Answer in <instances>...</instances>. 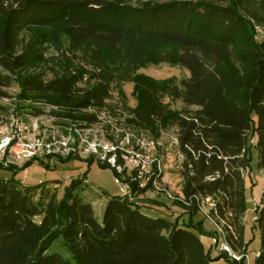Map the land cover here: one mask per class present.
I'll use <instances>...</instances> for the list:
<instances>
[{
    "label": "trees",
    "instance_id": "1",
    "mask_svg": "<svg viewBox=\"0 0 264 264\" xmlns=\"http://www.w3.org/2000/svg\"><path fill=\"white\" fill-rule=\"evenodd\" d=\"M240 3L0 0V67L7 73L0 71V96L14 80L21 97L55 105L60 109L54 114L92 124L98 115L87 110L104 106L119 72L162 62L188 70V76L178 80L142 73L131 76L136 104L126 122L149 129L156 137L163 129L176 128L182 154V198L177 204L190 215L187 222L171 221L146 213L144 205L130 197L112 195L99 221L92 203L80 196L85 176L71 179L61 200L56 197L58 179L25 184L14 176L0 177V264H210L221 256L228 264H244L224 252L212 257L201 239L212 232L204 231L201 220L192 221L208 202V215L222 224L225 240L246 252L243 215L245 172L251 159L249 132L256 136L258 162L264 168V37L256 38ZM23 34L30 37L25 44ZM43 42H67L90 68L56 71L48 79L28 71L43 60L39 46ZM84 77L87 86L82 88ZM163 94L197 108L171 109L162 101ZM110 156L116 165L124 164L116 152H108ZM72 158L77 157L58 160ZM85 161L88 166L95 162L112 168L115 178L123 181L106 160ZM161 178L156 173L141 190L153 188V181ZM137 190L130 183L131 193ZM255 212L254 225L260 231L255 264H264V200ZM59 236L71 258L50 251Z\"/></svg>",
    "mask_w": 264,
    "mask_h": 264
},
{
    "label": "rangeland",
    "instance_id": "2",
    "mask_svg": "<svg viewBox=\"0 0 264 264\" xmlns=\"http://www.w3.org/2000/svg\"><path fill=\"white\" fill-rule=\"evenodd\" d=\"M136 3L143 0H127ZM240 5L245 8V14L249 16L254 25L256 38L261 40L264 37V0H240ZM25 44L30 37L23 34ZM43 60L31 65L30 72H40L46 79L51 78L54 73L74 72L77 67H88L78 52H73L68 48L67 42L57 44L43 42L41 45ZM19 46L18 51H21ZM235 65L239 66L237 60L232 57ZM0 71L7 74L3 68ZM147 74L155 78L164 79L176 77L177 80L188 76L187 69L167 62L158 64H147L135 66L129 72H119L113 80L110 96L106 99L104 106L100 109L90 108L87 111L95 112L98 121L92 124H85L78 120H71L64 116L54 114L59 111L55 105L44 101H36L20 96V88L16 81L12 80L8 87L2 88L4 94L0 96V127L4 126L12 116L18 117L21 122L35 133L44 137L47 142L53 143V153L40 152L34 162L24 166L23 163L3 162L0 157V177H16L25 184H35L44 181L58 179L56 187L57 200L63 198L65 187L71 179L85 176V182L80 188V196L85 201L92 203L95 217L101 221L104 207L112 195H121V183L115 180L112 168L101 167L95 162L88 166L86 158L106 160L114 163L112 158H107L110 151H114L121 156L124 164L118 170L123 182L134 183L137 191L132 194L130 189L127 197L138 203L150 201L147 195H165L166 203L170 201L179 206V213L170 214L164 210L151 211L154 215L167 217L171 221H189L190 215L184 208L177 204L182 198L181 186V160L182 154L178 150L177 130L175 127H168L160 131L156 137L149 129L130 125L126 122V117L131 114V109L135 106L136 100L132 95L133 80L129 79L135 74ZM80 86H87V79L84 77ZM161 99L167 103L171 109L193 111L197 107L186 106L180 100L174 99L167 94H163ZM256 120V115L252 114ZM252 132L248 133V144L250 145L249 170L245 172V212L243 215V238L247 245L246 259L244 264H255L256 252L260 247V231L254 225V215L257 205L264 200V168L259 166L258 152L255 147V138ZM65 143V145L63 144ZM76 156L67 161H59L58 158ZM47 163L48 166H45ZM14 166L19 167L14 170ZM161 173L162 178L158 181L161 189L148 188L144 191L148 179ZM140 191V192H139ZM37 197V196H36ZM208 202L202 205L192 221H202L203 229L212 232V235H202L201 239L206 249H210V255L217 257L220 254V245L223 236L218 234V245L215 247V227L211 220L206 217ZM178 209V208H177ZM144 210V209H143ZM39 220V217L36 218ZM50 251H57L66 258H71V253L63 243L62 236H59L51 245ZM210 264H228L226 258L221 256L215 258Z\"/></svg>",
    "mask_w": 264,
    "mask_h": 264
},
{
    "label": "built area",
    "instance_id": "3",
    "mask_svg": "<svg viewBox=\"0 0 264 264\" xmlns=\"http://www.w3.org/2000/svg\"><path fill=\"white\" fill-rule=\"evenodd\" d=\"M65 145V143H63ZM53 143L47 142L43 136L38 135L32 128L24 125L18 117L12 116L9 121L2 127H0V157L5 160L3 162L23 163L35 158L40 152L47 154L53 153ZM112 158L114 163H110L115 167L117 171L120 169V165H116L114 156L107 157ZM119 172V171H118ZM115 180L121 183V195L127 196V192L130 187L127 182L120 181L118 178ZM153 188L161 189L159 182L154 180L152 183ZM165 191L164 189H161ZM213 223L216 236L215 247L218 245V234L223 236V241L220 245V251L224 252L230 259L234 261H243L246 259V252L235 250L224 238L225 232L222 224L217 223L213 218L208 215V211L205 213Z\"/></svg>",
    "mask_w": 264,
    "mask_h": 264
},
{
    "label": "crops",
    "instance_id": "4",
    "mask_svg": "<svg viewBox=\"0 0 264 264\" xmlns=\"http://www.w3.org/2000/svg\"><path fill=\"white\" fill-rule=\"evenodd\" d=\"M147 196H148V198H150V201H147L146 203H142L144 205L143 206V209H144V211L146 213H148V214H152L153 213V212H150L148 210H151V211H154V210H156V211L164 210L166 212H169L170 214H175V213H179L180 214V212H179L180 211L179 210V206L173 204L171 201L169 203H166L165 202V200L163 198V197H165V195H163V194L150 195L149 194ZM261 202H260V204H261ZM255 215H254V219H255ZM201 237H202V235H201Z\"/></svg>",
    "mask_w": 264,
    "mask_h": 264
}]
</instances>
